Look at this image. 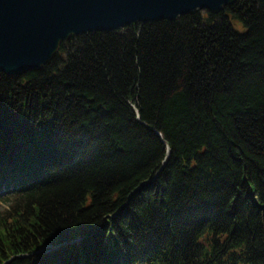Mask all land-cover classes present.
<instances>
[{"label": "trees", "instance_id": "16d2710c", "mask_svg": "<svg viewBox=\"0 0 264 264\" xmlns=\"http://www.w3.org/2000/svg\"><path fill=\"white\" fill-rule=\"evenodd\" d=\"M0 194V264H264V0L0 72Z\"/></svg>", "mask_w": 264, "mask_h": 264}, {"label": "water", "instance_id": "95a60500", "mask_svg": "<svg viewBox=\"0 0 264 264\" xmlns=\"http://www.w3.org/2000/svg\"><path fill=\"white\" fill-rule=\"evenodd\" d=\"M238 0H0V72L41 70L63 42L133 23L219 14Z\"/></svg>", "mask_w": 264, "mask_h": 264}, {"label": "rangeland", "instance_id": "374dc122", "mask_svg": "<svg viewBox=\"0 0 264 264\" xmlns=\"http://www.w3.org/2000/svg\"><path fill=\"white\" fill-rule=\"evenodd\" d=\"M236 28L239 30V31H244V28L241 26V25H236ZM6 196L4 194H0V210H2L4 207H5V204H4V201L3 199L5 198Z\"/></svg>", "mask_w": 264, "mask_h": 264}]
</instances>
